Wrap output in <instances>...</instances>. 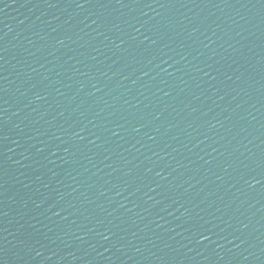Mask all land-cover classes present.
<instances>
[{"label": "water", "instance_id": "obj_1", "mask_svg": "<svg viewBox=\"0 0 264 264\" xmlns=\"http://www.w3.org/2000/svg\"><path fill=\"white\" fill-rule=\"evenodd\" d=\"M0 264H264V0H0Z\"/></svg>", "mask_w": 264, "mask_h": 264}]
</instances>
